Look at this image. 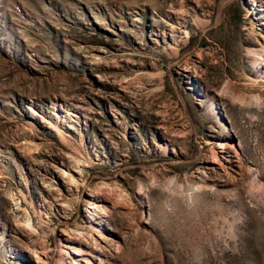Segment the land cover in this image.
<instances>
[{
	"label": "rangeland",
	"instance_id": "rangeland-1",
	"mask_svg": "<svg viewBox=\"0 0 264 264\" xmlns=\"http://www.w3.org/2000/svg\"><path fill=\"white\" fill-rule=\"evenodd\" d=\"M0 264H264V0H0Z\"/></svg>",
	"mask_w": 264,
	"mask_h": 264
}]
</instances>
